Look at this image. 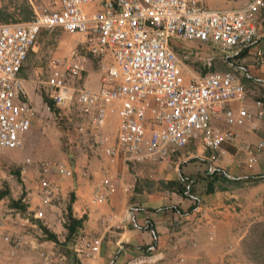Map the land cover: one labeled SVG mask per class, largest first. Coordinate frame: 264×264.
<instances>
[{
  "label": "built area",
  "instance_id": "2783aa9c",
  "mask_svg": "<svg viewBox=\"0 0 264 264\" xmlns=\"http://www.w3.org/2000/svg\"><path fill=\"white\" fill-rule=\"evenodd\" d=\"M262 9L264 0L231 8H210L205 0H58L34 9L28 20L0 22V148L23 144L36 111L19 73L38 35L60 30L80 34L83 40L69 58H49L50 100L62 110L77 105L88 111L93 130L101 129L108 112L116 113L115 140L105 144L102 133L95 139L109 163L121 154L133 164L169 162L173 151L196 135L215 160L223 143L234 138L228 126L242 124L248 116L242 105L246 90L231 71H207L186 79L183 61L194 57L210 66L215 54L224 58L247 48L258 33L257 13ZM187 42L198 43L194 53L184 45ZM204 46L215 54L202 55L199 48ZM87 54L99 61L97 89L69 84L81 76ZM234 102L240 103L237 109L231 106ZM218 117L226 126L213 123ZM263 146L264 141L259 147ZM57 168L63 175L72 174L70 168ZM258 178L264 181V174ZM114 189L105 177L95 188V199L103 202ZM58 191L56 183L46 184L43 203ZM12 240L18 244L22 237ZM100 244L99 237L89 236L77 248L90 256ZM162 260V251L151 248L123 264Z\"/></svg>",
  "mask_w": 264,
  "mask_h": 264
},
{
  "label": "crops",
  "instance_id": "0c3cea01",
  "mask_svg": "<svg viewBox=\"0 0 264 264\" xmlns=\"http://www.w3.org/2000/svg\"><path fill=\"white\" fill-rule=\"evenodd\" d=\"M9 1L0 0V8L6 7L10 13L15 9ZM25 1L31 15L36 8L58 3ZM246 1L205 0L210 8L241 7ZM257 19L258 33L242 51L221 58L207 46L199 48L202 55L212 53L215 59L224 60L225 68L235 71L246 90L242 105L248 116L242 124L228 126L234 138L223 143V152L215 160L209 158L198 135L175 149L169 162L156 164H133L122 154L109 163L100 146L94 150L90 142H84L76 153L72 150V159L65 165L72 174L56 181L57 203H43L42 189L32 181L21 191H14L16 176L0 166V191L3 186L8 188L0 198V264H123L134 254L151 248L162 251L159 264H264V181L258 178L264 174V146L259 147L264 141V9L257 13ZM197 45L185 46L194 53ZM39 52L35 44L22 65L19 78L23 90L31 77L23 67L31 56L39 58ZM26 96L29 100L32 95L27 92ZM239 105L231 103L235 109ZM213 123L226 126L222 117ZM117 124L116 113L108 112L101 129H91L93 141L102 133L104 143H112ZM1 162L18 164L19 159L7 157L0 150ZM21 169L20 175L24 173V167ZM26 173L30 176L29 171ZM105 177L115 189L98 202L95 188ZM70 193L72 215L82 219L74 247H50L55 242L46 238L39 224L55 233L59 241L64 240V200L69 201ZM9 198L26 202L28 217L11 207ZM5 201L8 203L3 207ZM24 222L29 226L23 227ZM29 231L43 237L39 247L4 248L9 244L5 236L23 238ZM89 236L99 237L101 244L97 252L85 256L77 247Z\"/></svg>",
  "mask_w": 264,
  "mask_h": 264
},
{
  "label": "rangeland",
  "instance_id": "374dc122",
  "mask_svg": "<svg viewBox=\"0 0 264 264\" xmlns=\"http://www.w3.org/2000/svg\"><path fill=\"white\" fill-rule=\"evenodd\" d=\"M9 3L10 7H14L15 10H10V13L6 10L4 22H17L30 18L28 4L25 0H10ZM82 40L83 36L80 34H72L60 30L51 33L42 32L38 35L35 44L39 46L40 56L39 58L31 56L27 64L23 67L26 71H30L31 73V77L28 78L24 90L26 93L30 92L32 95L29 97V100L36 111L34 120L36 121L35 125L28 131L26 136L24 135L23 144L20 147L15 149L0 148L7 157L11 156L19 159L18 164L7 162L0 163V166L4 170L13 173L16 177L18 176L14 178V184L12 186L14 191L18 189L21 191L24 185H28V183L32 181L42 189V202L44 199L43 188L46 184L56 183L58 178L63 175L58 172V166L64 167L69 163L73 153H76L84 142H90L94 150L97 149V145L99 146L92 138L91 128L88 123L89 112L77 105L70 106L69 109L63 110L53 105L49 97V88L45 83L49 58L51 56L64 57L65 59L70 57L71 53L80 47ZM186 44L197 45L196 42L184 43V45ZM86 57L87 62L84 64L81 76L78 78H71L69 84L74 87L97 89L100 78L99 61L90 54H87ZM183 63L186 79L192 75L204 74L207 71L213 70L231 71L235 73L234 70L225 68V62L220 58L215 59L210 66H206L202 59L194 57L184 60ZM45 97L50 100V104H47L44 99ZM48 105H50L49 110L47 109ZM60 111L63 113L62 116L58 114ZM79 126L81 127V131H79ZM72 150L75 151L72 153ZM23 167L24 173L20 175L19 170ZM47 167H50V169H47ZM27 171L30 172L31 177L27 175ZM15 172H18V174L16 175ZM5 189L8 190L7 186H3V190ZM58 197V193L55 194V196L49 200V203H57ZM68 198L69 196L67 199ZM64 201L67 206L69 201L66 199ZM6 203L8 202L5 201L2 204L3 207ZM22 204L26 206V202L22 201ZM19 213L23 217H28L26 209L23 213L20 211ZM21 225L23 227H28L29 222L21 223ZM27 235L28 236L23 237L18 244L15 243L11 237V240H7L9 244L7 246L5 245L4 248L9 246L15 248H35L36 246L39 247V244L43 242V237L39 236L35 231H29ZM31 240H33V244ZM74 243L75 239L69 241H65V239L59 241L57 239L55 245L51 244L50 247L63 245L64 248L69 249L70 247H74Z\"/></svg>",
  "mask_w": 264,
  "mask_h": 264
},
{
  "label": "trees",
  "instance_id": "16d2710c",
  "mask_svg": "<svg viewBox=\"0 0 264 264\" xmlns=\"http://www.w3.org/2000/svg\"><path fill=\"white\" fill-rule=\"evenodd\" d=\"M5 12H6V7H1L0 8V22H4L5 21ZM31 13H30V18H31ZM45 101L47 102V104H50V100L47 99L46 97L44 98ZM15 174L17 175L18 172H15ZM6 194V190H1L0 191V198H2L3 196H5ZM73 200V194L70 193L69 194V203L66 206V215H65V222H64V227L67 230V234L65 236V241H69L72 239H75V235L77 232V228L79 226H81L82 223V219L80 218H76L72 215V211H71V205L70 203ZM9 205L15 207L17 210H19L21 213H23L25 211V206L22 204V200L21 198H17V199H12L9 198ZM35 220V219H32ZM37 221V220H35ZM40 228L42 229L43 233L45 234L46 238L57 242V237L55 235V233L51 232L50 230H48L46 227H44L43 225L39 224Z\"/></svg>",
  "mask_w": 264,
  "mask_h": 264
}]
</instances>
